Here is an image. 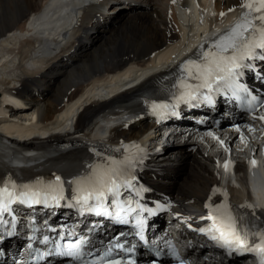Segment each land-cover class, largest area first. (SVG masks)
I'll use <instances>...</instances> for the list:
<instances>
[{"label": "bare ground", "instance_id": "6f19581e", "mask_svg": "<svg viewBox=\"0 0 264 264\" xmlns=\"http://www.w3.org/2000/svg\"><path fill=\"white\" fill-rule=\"evenodd\" d=\"M59 1L0 0V176L28 180L60 175L69 181L83 169L78 163L81 156L111 152L120 148L122 142L144 137L145 143L141 141V147L147 152L146 164L152 166L145 168L144 174L152 188L165 192L170 198L173 196L175 212L186 206H201L211 187L217 184L214 162L220 156L217 153L211 156L210 151L199 146L196 149L191 146L188 151L185 143H176L158 156L155 136L147 133L155 129L153 122L147 117L136 120L142 105L129 102L145 84L158 83L166 72L108 100L110 94L122 88L127 78L135 75L131 68L117 75L116 85L104 95L92 92L98 86L103 88L111 84L110 74L127 66L141 67L148 61L156 68L158 55L163 59L162 66L169 65L181 32L178 15L168 5L170 0H145V3L134 0L140 3L135 12V7L126 9L123 5L127 0H69L64 7L70 8L68 13L71 15L64 18L63 24L48 33L37 31L46 26V21L39 16L32 26L37 32L30 34L25 28L26 20L41 9L48 10L50 2L52 5ZM240 2L216 0L214 8L219 13L230 4ZM110 3H115L110 11L114 13L119 8L115 15L118 17L119 12L123 13L122 18L111 20L112 16L105 13ZM48 13L43 14L44 18ZM115 21L119 25L110 28ZM99 27L111 34L101 39ZM97 40L102 41L95 46ZM41 49H45L43 56L39 55ZM162 49L164 51L160 52ZM2 94L22 99L25 106L21 109L4 107L10 98L2 100ZM115 104L119 105L114 109V117L97 120L100 113L113 109ZM65 108L68 111L59 117ZM33 113L38 115V124L29 127L6 119V115H21L27 125ZM114 118L122 121L111 125ZM95 127L96 132L92 134ZM100 132L108 137L104 138ZM22 150L34 154L26 156ZM14 157L22 166L12 165ZM184 165L187 170L181 180L176 181L178 170ZM237 170L238 185L231 181L227 183V189L233 201L242 203L249 199L242 163L237 165ZM259 212L264 215L263 208Z\"/></svg>", "mask_w": 264, "mask_h": 264}, {"label": "snow or ice", "instance_id": "6c2138e0", "mask_svg": "<svg viewBox=\"0 0 264 264\" xmlns=\"http://www.w3.org/2000/svg\"><path fill=\"white\" fill-rule=\"evenodd\" d=\"M240 8L242 12L239 20L226 33L220 34L210 45L209 50L198 52V59L183 62L180 66L182 75L175 85L177 93L173 94L172 102L150 103L149 108L153 115L162 117L166 113L176 114L175 109L179 104H191L202 95L204 99L211 101V93H230L236 99L244 93L251 97L248 100V107H254L257 97L251 96L249 89L239 83V78L243 75L244 69L252 70L255 67L252 61L264 60V0H242ZM220 15L224 16L225 13L221 12ZM260 78L264 79V76ZM202 90H206L207 94L202 93ZM260 107L264 108V100L260 102ZM258 118L264 121V115ZM207 135L219 140L210 132ZM219 143L223 146L222 140H219ZM121 149L123 150L121 158L95 152L98 157H102L101 161L89 165L87 172L69 181L62 180L60 175H55L50 181L37 179L32 183H17L10 178L3 181L0 183V225L8 223L4 219V214H8L12 217V227L15 228L16 216L13 205L61 207V201L66 200L65 183L70 186L74 195L64 206L76 208L80 215L93 213L117 223L127 224L128 217L133 213L137 216L142 212L154 214L152 209L142 205L139 200L122 199L123 191L133 192L139 197L145 189L137 187L135 183L137 177L134 175L137 167L143 164L144 149L136 143L122 142L120 148L114 151L120 152ZM249 163L251 168L257 166L254 159ZM223 167L225 172H228L230 162L225 161ZM219 191L214 188L213 195ZM223 195L225 197L223 202L206 205L209 209L208 215L201 218L211 221L210 226L194 230L207 236L216 247L229 254H254L257 264H264V219L250 203L245 202L237 209L228 203L227 192ZM209 199L211 200V197ZM108 204L115 210H110ZM135 227L136 236L145 241L144 220L136 219ZM7 234L14 233L9 231ZM75 236L74 231L62 232L57 239L45 235L40 243L50 244V250L46 253L39 252L38 256L32 259L57 255L68 258L70 264H136L133 258L134 251L125 249L119 238H115L114 248L123 250L124 255L119 253L113 255V248L98 253L90 246L91 241L88 237L79 236L72 239ZM28 247L32 249L31 244Z\"/></svg>", "mask_w": 264, "mask_h": 264}, {"label": "rangeland", "instance_id": "374dc122", "mask_svg": "<svg viewBox=\"0 0 264 264\" xmlns=\"http://www.w3.org/2000/svg\"><path fill=\"white\" fill-rule=\"evenodd\" d=\"M111 4V3H110ZM109 5V4H108ZM113 8V7H112ZM112 10V9H111ZM110 10H105V13H108L107 15L109 16V17H111V15H109V14H112L113 12H111ZM122 14L123 13H120L119 12V14H118V17H116V15L115 16H112L110 19L111 20H115V19H120V17L122 18ZM105 15V14H104ZM106 22H108L107 20H106ZM106 25H109V23L108 24H106ZM119 25V23H117L116 21L110 26V28H112V29H115L117 26ZM99 32H100V35H101V39H103V38H105L106 36H108L109 34H111V32L109 31V32H104V30H103V27H99ZM102 32V33H101ZM93 39H95V38H93ZM101 41L102 40H97L96 41V43H95V46H98L100 43H101ZM186 165H188V163H186ZM186 165H184V166H181L180 167V169L178 170V174H177V176H176V181H180L181 180V178L183 177V175L185 174V172H186V170H187V166Z\"/></svg>", "mask_w": 264, "mask_h": 264}]
</instances>
